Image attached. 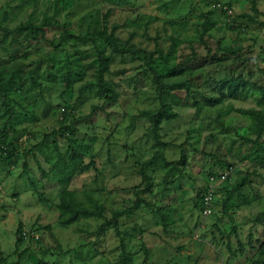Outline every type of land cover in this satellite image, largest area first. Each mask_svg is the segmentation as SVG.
I'll return each instance as SVG.
<instances>
[{"label":"rangeland","instance_id":"374dc122","mask_svg":"<svg viewBox=\"0 0 264 264\" xmlns=\"http://www.w3.org/2000/svg\"><path fill=\"white\" fill-rule=\"evenodd\" d=\"M44 16L72 35L106 23L132 52L61 41L56 25L33 42L0 31V77L15 81L0 93V264H264V133L255 140L259 116L239 112L264 117V0H0L9 29ZM99 51L110 57L113 103L81 88ZM150 55L177 113L161 121V144L143 114L159 107ZM152 157L142 192L141 163ZM229 167L204 217L198 194ZM64 190L85 206L97 201L103 217L59 224ZM136 192L145 204L109 223Z\"/></svg>","mask_w":264,"mask_h":264},{"label":"trees","instance_id":"16d2710c","mask_svg":"<svg viewBox=\"0 0 264 264\" xmlns=\"http://www.w3.org/2000/svg\"><path fill=\"white\" fill-rule=\"evenodd\" d=\"M111 1L112 3H115L116 5L124 4L126 2L130 3V5L134 3V0H111ZM242 16H246V15H242ZM106 17L107 15H104V18H103L104 22H106ZM3 20H5V18H3ZM209 23H212V21H209ZM53 25H56L62 28V31L60 34L61 41L69 39V38H74L76 40L90 41L92 43H95L96 40L100 39L104 41L106 45L114 53L124 54V53L132 52L130 49L120 46V44L117 41V37L115 36V28L112 27L110 31H108L106 23H104L101 28L95 27L91 30H88L82 35H72L67 29H64L63 26L58 21L53 20L52 17L50 16H44L41 19V21L37 24L33 23L29 18L28 20L19 23L12 29H9L7 27L0 25V31L3 32L4 36H9V34H22V36L27 41L33 42L38 39H46L47 30L49 27ZM152 60H153V56L150 55L149 58L147 59V64L153 75V82L156 85L157 98L159 100V107L152 111H144L143 114L147 117V119L150 122V127H149L150 137L153 138L155 144H161V141L159 139V130L161 126L160 125L161 121L163 119L164 120L172 119L175 116H177V113L172 111L171 106L164 101V93L166 92V84L163 80V76L158 72V70L153 65H151ZM96 61H97V64L95 67L94 79L82 84L81 88L83 89L96 88L98 90L99 97L103 100L104 103H113L117 99L118 94L116 93V91L114 90L110 82L105 77V75L109 71L110 57L104 51H99L97 54ZM240 82H243L242 79L237 77L228 85V91L231 94H233L234 97L243 92L242 89L238 88L239 85H241ZM14 86H15V81L13 77H11L10 79H5L4 77H0V93H3L4 89H6L7 91H11L14 88ZM66 86H68V84ZM5 109L9 113L8 119H11L12 113L9 110V107L6 106ZM239 112L243 114L259 116V119L257 121V127H256V135H255V138H256L255 140H259L261 138V134L264 133V117L261 116L260 112L254 111V110H241L240 109ZM62 136L66 137V133L65 132L62 133ZM11 155H12V151H9L8 157H10ZM160 156L163 161L167 162L165 158L163 157V155H160ZM70 158L73 161H78V160L81 161L80 154L77 153L74 149L71 150ZM153 160L154 159L152 157L141 163V167H140L141 182H143V184L145 185V187L142 189V192L150 191L149 177L145 173L144 169ZM178 162L184 164L185 156L183 154L181 155ZM92 165H93L92 161L86 164H82L80 167V171L83 172L89 169ZM238 186H236V188H238ZM34 191L35 192L37 191L36 188H34ZM38 195L41 198V195L40 194ZM138 195H139V192H136V198L129 207H126L125 209H116L112 211L111 218L110 220H108L109 223L116 226L117 218L119 216L129 214L134 209H137L138 207H140V205L145 204V200ZM198 198H199V206H200L201 193L198 194ZM56 206L59 211L57 221L61 225H70L74 223L75 221H77L79 218H88V217L101 218L103 217V213H102L103 207L97 201H93L90 206H85L76 200L75 194L71 190L62 191L59 197V202L57 203ZM19 228H20V225L18 226L17 231L20 230ZM41 228L49 229L50 227L49 225H46V226H42ZM16 242H18L17 239H16ZM37 264H45V263L39 262Z\"/></svg>","mask_w":264,"mask_h":264},{"label":"built area","instance_id":"2783aa9c","mask_svg":"<svg viewBox=\"0 0 264 264\" xmlns=\"http://www.w3.org/2000/svg\"><path fill=\"white\" fill-rule=\"evenodd\" d=\"M232 167L227 168L223 172L211 174L207 177L206 183L201 190L200 210L204 217H207L212 212V207L215 199V194L218 189L229 180L232 175Z\"/></svg>","mask_w":264,"mask_h":264}]
</instances>
